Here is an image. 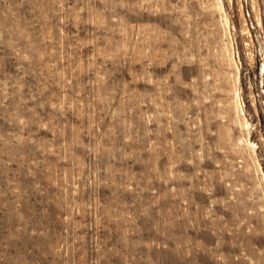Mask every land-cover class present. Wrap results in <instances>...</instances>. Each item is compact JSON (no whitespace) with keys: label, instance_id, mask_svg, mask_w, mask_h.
<instances>
[{"label":"rangeland","instance_id":"374dc122","mask_svg":"<svg viewBox=\"0 0 264 264\" xmlns=\"http://www.w3.org/2000/svg\"><path fill=\"white\" fill-rule=\"evenodd\" d=\"M221 3L0 0V264H264V48Z\"/></svg>","mask_w":264,"mask_h":264},{"label":"built area","instance_id":"2783aa9c","mask_svg":"<svg viewBox=\"0 0 264 264\" xmlns=\"http://www.w3.org/2000/svg\"><path fill=\"white\" fill-rule=\"evenodd\" d=\"M238 2V6L240 8V16L243 19V25L245 29V33L249 39L253 35L258 43V50H262L264 48V1L260 2L259 0H236ZM232 3V2H231ZM259 3H262L260 6ZM263 32V34H262ZM260 36V40H258ZM262 42V45L261 43ZM264 62H261L260 65L262 67ZM256 148L259 149V145L255 143ZM261 159L263 160L264 164V139L261 142Z\"/></svg>","mask_w":264,"mask_h":264},{"label":"bare ground","instance_id":"6f19581e","mask_svg":"<svg viewBox=\"0 0 264 264\" xmlns=\"http://www.w3.org/2000/svg\"><path fill=\"white\" fill-rule=\"evenodd\" d=\"M217 4H218V8L223 11L224 8H223V5L221 3V0H217ZM223 13H224V11H223ZM226 16H227V14H226ZM226 16L224 15V18H226ZM235 67H236V69L238 71V66L236 64H235ZM261 71H262V81L264 82V64H262ZM236 101L238 102V111H239V114H241V116H242V121H240V123H241L242 126H244V128L246 129V132L248 134L249 133V125H250V122L245 117L244 109L242 107L243 104H242V102L240 100V95H239L238 92H236ZM246 143L248 145H251V146L254 145L253 142H251V140H249V138L248 139L246 138ZM263 181H264V179H263Z\"/></svg>","mask_w":264,"mask_h":264}]
</instances>
